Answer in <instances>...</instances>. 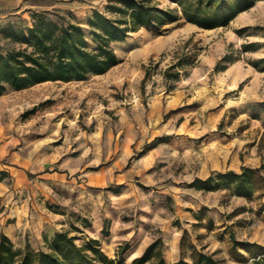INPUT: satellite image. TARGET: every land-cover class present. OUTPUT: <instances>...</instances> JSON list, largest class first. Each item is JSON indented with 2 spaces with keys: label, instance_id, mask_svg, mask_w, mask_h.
Masks as SVG:
<instances>
[{
  "label": "rangeland",
  "instance_id": "rangeland-1",
  "mask_svg": "<svg viewBox=\"0 0 264 264\" xmlns=\"http://www.w3.org/2000/svg\"><path fill=\"white\" fill-rule=\"evenodd\" d=\"M139 1L181 14L169 0ZM109 3L110 0H0V16L9 14L0 17V31L10 23L25 26L33 12L47 11L52 19L58 20L60 15L66 22L81 24L94 48L88 19L95 10L105 13ZM248 43H254L258 50L246 52L244 46ZM13 47L0 35V50ZM113 48L121 62L106 75H90L82 82H49L22 91L8 88L0 97V164L26 171L30 181L27 188L34 193V201L44 204L47 195L56 202L66 201L68 197L64 196L76 193L70 187L82 188L89 175L104 178L108 167L116 160L122 161L120 149L130 133L139 137L171 136L173 148L187 150L181 158H171V162L165 156L164 162L154 168V174L157 171L158 177L168 182L174 176L179 181L205 178L213 172L239 171L243 165L264 168V70L262 64L259 69L252 66L264 57V1L256 2L227 28L203 30L181 21L170 25L163 35L146 30L131 33L124 42L114 43ZM189 50L199 53V62L177 85L185 95L184 103L174 109L170 107L173 93H165L163 72ZM225 55L235 62L227 70L215 72ZM151 66L152 75L146 78V67ZM160 97L163 105L156 108L154 99ZM36 106V113L24 116ZM110 136H116L115 140H109ZM141 150H134L119 171L134 168ZM139 180L134 182L139 185ZM7 183L11 190L18 185L12 179ZM177 192V197L158 199L156 203L161 204L152 205L160 208L162 218L173 219L176 215L174 204L183 197L179 189ZM210 197L213 202L224 198L220 219L214 222L216 227L227 220V211L232 207L246 209L234 219L237 237H249L264 245V198L253 202L233 199L229 190ZM50 203L51 211L59 209L55 202ZM6 211L7 207L0 208V216H5ZM137 212L140 216V212L152 211L141 206ZM174 225L179 231L187 227L190 239L201 231L180 220ZM164 232L152 230L156 238L163 237ZM195 244L199 250L205 247V252L222 264H255L253 260L241 263L232 259L225 242L203 238Z\"/></svg>",
  "mask_w": 264,
  "mask_h": 264
},
{
  "label": "trees",
  "instance_id": "trees-1",
  "mask_svg": "<svg viewBox=\"0 0 264 264\" xmlns=\"http://www.w3.org/2000/svg\"><path fill=\"white\" fill-rule=\"evenodd\" d=\"M169 1L178 6L181 14L174 10L161 9L148 1L110 0L106 11L109 15L95 10L88 19L94 48L90 47L81 24L66 22L60 15H57L58 20L52 19L47 11L33 12L25 26L8 24L1 29L0 35L15 47L7 51L0 50V97L6 94L8 88L22 91L49 82H82L90 75H106L121 62L113 44L124 42L131 33L146 30L155 35H163L169 30L170 25L181 21L203 30L227 28L240 14L253 8L256 2L264 0ZM244 50L256 52L258 48L254 43H248ZM198 62L199 53L190 50L177 57L163 72L166 81L165 92L175 91L177 83L189 77L190 70L196 67ZM234 62L230 55H225L214 70L225 71ZM260 64L264 70V57L252 63V66L259 69ZM157 67L155 65L154 69ZM152 68L146 67V78L152 75ZM37 111L36 106L24 116ZM164 143L172 145V137H157L146 145L139 156ZM6 176L7 174L3 172L0 182ZM189 187L203 192L231 189L232 195L247 202L262 200L264 168L262 165L256 167L243 165L239 171L216 172L205 179L197 177ZM262 207L264 212V204ZM194 214L198 220L194 227L205 228L210 233L220 230L215 236L228 244V253L232 259L241 263L253 260L255 264H264V245L239 239L234 224L230 227L224 225L216 227L208 216L206 207ZM238 214L240 211L234 210L228 218ZM107 234L108 232L104 230V235ZM80 239L82 238L72 235L70 231H62L48 243L47 250L36 251L29 245L20 250L7 235L0 232V264H126L123 259H118L126 252V247H120L116 259H111L102 251L99 240L90 239L85 244H79ZM180 249L181 257L173 264H222L213 254L205 252V247L199 250L190 239L187 230H184L181 238ZM133 264H167L162 239L158 238L149 245Z\"/></svg>",
  "mask_w": 264,
  "mask_h": 264
},
{
  "label": "crops",
  "instance_id": "crops-1",
  "mask_svg": "<svg viewBox=\"0 0 264 264\" xmlns=\"http://www.w3.org/2000/svg\"><path fill=\"white\" fill-rule=\"evenodd\" d=\"M7 16L9 14H1L0 17L5 18ZM180 83L178 82L177 85ZM170 93H173L170 100L171 108L175 109L179 104L184 103L185 90L179 89L177 86V89ZM160 104L163 105L162 97L154 99L156 108H159ZM157 137H160V135L155 134L153 137H139L131 133L127 135L124 146L120 149L122 161L116 160L114 165L108 167L104 178L89 175L88 179L82 184V188L70 187L76 193L64 196L65 199L68 197L66 201L56 202L50 195H47L44 204L43 201L42 204L36 200L34 201V193L27 188L30 181H27L26 171L14 166L4 165L2 167L0 164V178L3 172L7 174L5 179L0 182V208L7 207L6 215L0 216V232L7 235L17 249L24 250L29 245L32 249L38 251L47 250L48 243L53 240L57 233L70 231L72 235L79 234L83 236L79 240L81 244H85L90 239L99 240L102 244V251L111 259H116L120 247H126V252L118 258L119 260L123 259L126 264H133L135 259L144 254L149 245L160 238L163 242V254L166 263L173 264L177 262L181 255L180 242L184 231H179L178 227L174 225L175 221H184L190 224L192 228H196L194 225L198 223V220L194 213L206 207L208 208V216L213 222L217 223L220 219V212L223 211L222 208L225 205L223 203L224 198L213 202V200H209V197L213 195L220 196L221 193L227 190L231 193L232 190L221 189L213 192H203L189 187V184L195 179L194 177L182 178L178 181L174 176L171 182L165 181L162 177L159 178L156 174L157 171L154 174V168L156 169L164 162L162 160L166 158L165 156H168L167 159L171 162V158H181V155L187 152V150L185 152L177 150L170 144L165 143L140 156L134 168L119 171L118 167H122L123 162L132 157L134 150H143L147 144L152 143ZM115 138L116 136H110L109 140L113 141ZM166 153L167 155H163ZM184 162L186 163V161ZM211 174L209 173L207 177ZM137 178H140L139 185L134 182L137 181ZM7 179L14 180L15 184L18 185H14V189L11 190ZM111 184L113 186L108 189ZM178 189L183 197L174 204L176 215L173 219L162 218L158 214L160 208H155L152 205L158 199L168 200L171 196L177 197V194H179ZM204 194L210 195L204 196ZM232 198L239 197L232 195ZM50 201L60 206L57 211L50 210ZM160 204V202L156 203V206ZM188 205L191 207L187 208ZM141 206L142 209L152 212H140V216H138L137 211ZM233 211L234 208L232 207L230 211H227L228 215ZM239 211L240 214L233 218L227 217V220L220 223V225L230 227L235 224L234 219L238 218L241 213H245V210L239 209ZM126 212L129 213L127 218L124 216ZM73 227L76 228L73 229ZM186 228L185 230L188 231L189 229ZM76 229H80V231ZM153 229L164 230V236L156 238L152 234ZM199 229L201 231H198L197 235L192 234L191 236L194 244L199 238L208 239L210 242H213V240L220 242L215 236V233L220 230L210 233L205 228ZM104 230L108 232L107 235H104ZM202 234H204V237ZM239 239L260 244L249 237Z\"/></svg>",
  "mask_w": 264,
  "mask_h": 264
}]
</instances>
